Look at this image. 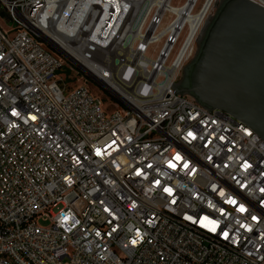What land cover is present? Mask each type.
Returning a JSON list of instances; mask_svg holds the SVG:
<instances>
[{
	"label": "built area",
	"instance_id": "built-area-1",
	"mask_svg": "<svg viewBox=\"0 0 264 264\" xmlns=\"http://www.w3.org/2000/svg\"><path fill=\"white\" fill-rule=\"evenodd\" d=\"M220 4L0 0V264H264V141L171 89Z\"/></svg>",
	"mask_w": 264,
	"mask_h": 264
},
{
	"label": "water",
	"instance_id": "water-1",
	"mask_svg": "<svg viewBox=\"0 0 264 264\" xmlns=\"http://www.w3.org/2000/svg\"><path fill=\"white\" fill-rule=\"evenodd\" d=\"M175 95H189L209 112L222 110L264 141V8L221 0Z\"/></svg>",
	"mask_w": 264,
	"mask_h": 264
},
{
	"label": "rangeland",
	"instance_id": "rangeland-1",
	"mask_svg": "<svg viewBox=\"0 0 264 264\" xmlns=\"http://www.w3.org/2000/svg\"><path fill=\"white\" fill-rule=\"evenodd\" d=\"M0 26H2L4 29H6V28H8V26H10L9 22L6 20V17L4 15H1V14H0ZM60 73L62 74L63 77H65V76L68 77L66 84L69 87H71V88L72 87H78L79 85L82 84V80H81L82 75H83L82 72H79V74L77 76H75V74L72 73V71L69 70V68H64V69H62L60 71ZM91 91H94V89L91 88ZM38 224L41 225V226H43V227H46V226L49 225L48 222H44L42 220H39L38 221Z\"/></svg>",
	"mask_w": 264,
	"mask_h": 264
},
{
	"label": "snow or ice",
	"instance_id": "snow-or-ice-1",
	"mask_svg": "<svg viewBox=\"0 0 264 264\" xmlns=\"http://www.w3.org/2000/svg\"><path fill=\"white\" fill-rule=\"evenodd\" d=\"M189 135H191V133H189ZM177 158H179V157H177ZM240 210H241V211H244V209H243V208H241ZM253 219H255V217H253Z\"/></svg>",
	"mask_w": 264,
	"mask_h": 264
},
{
	"label": "flooded vegetation",
	"instance_id": "flooded-vegetation-1",
	"mask_svg": "<svg viewBox=\"0 0 264 264\" xmlns=\"http://www.w3.org/2000/svg\"><path fill=\"white\" fill-rule=\"evenodd\" d=\"M180 85H183V81L181 80Z\"/></svg>",
	"mask_w": 264,
	"mask_h": 264
}]
</instances>
